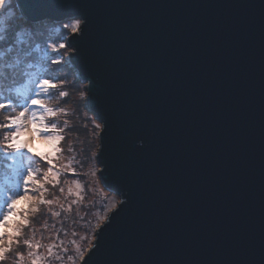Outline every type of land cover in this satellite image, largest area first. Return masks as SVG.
<instances>
[{
    "label": "water",
    "instance_id": "95a60500",
    "mask_svg": "<svg viewBox=\"0 0 264 264\" xmlns=\"http://www.w3.org/2000/svg\"><path fill=\"white\" fill-rule=\"evenodd\" d=\"M17 2L87 22L70 63L119 196L87 264H264V0Z\"/></svg>",
    "mask_w": 264,
    "mask_h": 264
},
{
    "label": "snow or ice",
    "instance_id": "6c2138e0",
    "mask_svg": "<svg viewBox=\"0 0 264 264\" xmlns=\"http://www.w3.org/2000/svg\"><path fill=\"white\" fill-rule=\"evenodd\" d=\"M10 7V0H0V113H6L3 120H0V131H2L0 160L11 162L14 178L7 184L0 183V264H4L6 258L12 254L13 245L20 246L23 229L29 226L28 213L38 212L40 205L53 203L51 200L43 199L44 184L51 183L55 187L59 183L60 173L56 171L58 165L55 160L63 152L60 144L65 139L62 135L65 129L61 128L54 119L62 109L51 108L45 104V100H50L56 95L58 78L45 74L39 79H33L34 74L27 71L34 60V42L39 38L38 31L34 22L27 16L20 19L11 12L5 16L4 11ZM86 23L82 17H74L71 22L60 25V34L44 49L42 59L47 58L48 52L55 53L50 62L59 66L63 58L59 49L72 47L70 40L66 38L67 35L70 34L71 39H76V34H83ZM59 96L64 98L66 93L59 91ZM66 102V99L61 100V103ZM95 127L100 129L101 124H96ZM29 128L38 139L50 145L49 151H39L31 143V137L28 136ZM22 137L26 138L22 139ZM25 160L28 161L27 166L22 163ZM39 162L47 163V171L42 172L36 166ZM65 167L69 175H76L70 165ZM41 180L44 183H41ZM33 184L41 191L39 199L33 195L36 191L32 187ZM21 200L25 202L23 208L18 207ZM117 206L118 202H113L109 211L116 209ZM51 214L59 215L56 212ZM13 217L16 219H12ZM105 220L111 222L110 217H101V222L95 226V229L102 231L101 224ZM95 234L98 239L99 231ZM23 245L29 249L33 247L30 240H24ZM35 247L38 251L42 245L37 243ZM56 247L55 244L49 246V257L63 259L67 249L61 245L60 250L54 253ZM98 247V244H92L89 255ZM29 255L32 253L30 252ZM22 257V252H16L17 260ZM79 258L87 264L83 252L80 253ZM42 259L36 256L31 260V264H41Z\"/></svg>",
    "mask_w": 264,
    "mask_h": 264
},
{
    "label": "rangeland",
    "instance_id": "374dc122",
    "mask_svg": "<svg viewBox=\"0 0 264 264\" xmlns=\"http://www.w3.org/2000/svg\"><path fill=\"white\" fill-rule=\"evenodd\" d=\"M10 4L11 7L7 8L3 14L7 16L11 12L17 18H24L20 12L17 0H10ZM71 20L72 18H66L61 21H55L57 26H55L54 31L59 33L61 31L59 26L63 23L71 22ZM70 36L69 34L66 38L68 39ZM53 40L55 38L44 40L40 45L43 56L44 49ZM59 51L63 54L61 64L67 62L71 69L75 71L70 63L72 47L59 49ZM47 55L50 56L49 61H51L55 53L48 52ZM40 65L41 61L37 64V67ZM46 65L42 64L43 67ZM46 67L54 69L56 65L52 64ZM38 69H36L37 75L35 79L45 75L41 74ZM63 74L67 78L66 82L63 79H59L61 77H58V75H50V77L58 78L56 95L50 100H45V104L48 107L62 109L54 119L61 128L65 129L62 133L65 139L60 144L63 152L55 160L56 165H58L56 171L60 173L59 183L55 187L51 183L44 184L43 199L51 200L53 203L51 205H40L38 212L31 211L28 213L29 226L23 229L20 236L21 244L19 247L13 245V252L6 258L4 264H31V260L36 256L43 258L41 264H81L80 253L83 252L85 256L92 245L97 231L95 226L101 222V217L108 216L113 210L109 211L111 204L119 202V196L106 189L99 176L100 166L97 164L96 155L99 148V132L101 128L96 129L95 125L100 123L86 107V83L81 81L78 84L81 87L80 91L78 89L77 91L73 85V81L76 79L74 77L77 74L76 71L72 72L70 70L69 72H63ZM67 83L68 89L65 86ZM59 91H64L66 96L61 98ZM62 99H66L67 102L61 103ZM75 101H78V104L82 103L83 107L80 106L79 108L78 105L76 106ZM3 116L0 120H3ZM87 130L88 139L87 137L78 139L79 134L77 133ZM0 135H2V131H0ZM28 136L31 137V143L39 151L47 152L50 150V145L38 139L30 128ZM83 142L87 147L83 145ZM22 163L27 166L28 161L25 160ZM65 165H70L71 169L75 170L76 175H69ZM36 166L42 172L48 169V165L45 162H39ZM37 178L39 179L40 177ZM13 179L11 162L9 160H0V183L7 184ZM41 183H44L43 180H41ZM32 187L36 189L33 195L39 199L41 197L40 189L35 184ZM18 207H25V202L21 200ZM53 212L59 213V215L53 216L51 214ZM12 219L16 218L13 217ZM24 240H30L33 247L31 249L26 248L23 245ZM37 243L42 245L38 251L35 247ZM52 244L57 246L54 249V253L60 250L61 245L67 249V254L63 256V259L57 260L55 256L49 257L48 248ZM16 252L23 253L22 259H16ZM30 252L32 255H29Z\"/></svg>",
    "mask_w": 264,
    "mask_h": 264
},
{
    "label": "trees",
    "instance_id": "16d2710c",
    "mask_svg": "<svg viewBox=\"0 0 264 264\" xmlns=\"http://www.w3.org/2000/svg\"><path fill=\"white\" fill-rule=\"evenodd\" d=\"M21 19H23V17L21 18ZM34 24H35V26H36V28H37V31H38V35H39V38L38 39H36L35 40V42H34V48H35V52H34V60H33V62H32V66L30 67V68H28L27 69V71L29 72V73H31V74H34V76L32 77L33 79H35V76L37 75L36 73H37V70L36 69H38V68H40V69H38L39 70V72L41 73V74H46V75H48V76H50L51 74H52V76H55V75H58V77H61V78H63V80H64V82H66L67 81V78H65V76H64V74H63V72H66V71H72V72H75L73 69H71V67L68 65V63L67 62H65L64 64H60L59 66H56V67H54V69H52V68H47L46 66H50V65H52L51 63H50V56L49 55H47V58L46 59H40V58H42V52H41V48H40V45L42 44V42L44 41V40H47V39H49V37H51L52 39L53 38H56L59 34H60V32L58 33V32H55L54 31V29H55V26H57L56 25V23H55V21H53V20H50V19H43V20H39V21H34ZM55 33V34H54ZM36 47H39V52L37 53V51H36ZM44 57V56H43ZM40 61H41V65L40 66H38L37 67V64L38 63H40ZM49 61V62H48ZM42 64L44 65H46L45 67H43L42 66ZM43 67V68H42ZM57 70V71H56ZM56 71V72H55ZM38 72V73H39ZM39 73V74H40ZM68 74V73H67ZM74 74V73H73ZM74 77H76V74L74 75ZM81 81L79 80V79H77V77H76V79H74V81H73V85H74V89H78L79 91H80V86L78 85L79 83H80ZM68 85V83L65 85V86H67ZM67 89H68V86H67ZM73 89V90H74ZM77 90V91H78ZM75 105L77 106H79V108H80V106H82L83 107V105H82V103L81 104H78V101H75ZM6 113H0V118L3 116V115H5ZM88 119V118H87ZM89 120H90V118H89ZM77 134H79V136H78V139H82V138H86L87 137V139H88V130L87 131H81V132H78ZM85 134V135H84ZM83 145L85 146V147H87L85 144H84V142H83Z\"/></svg>",
    "mask_w": 264,
    "mask_h": 264
},
{
    "label": "bare ground",
    "instance_id": "6f19581e",
    "mask_svg": "<svg viewBox=\"0 0 264 264\" xmlns=\"http://www.w3.org/2000/svg\"><path fill=\"white\" fill-rule=\"evenodd\" d=\"M41 20H43V19H41ZM40 20V21H41ZM36 21H39V20H36ZM34 22V21H33ZM36 51H37V53L39 52V47H36ZM40 59H42V58H40Z\"/></svg>",
    "mask_w": 264,
    "mask_h": 264
}]
</instances>
